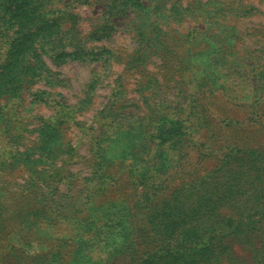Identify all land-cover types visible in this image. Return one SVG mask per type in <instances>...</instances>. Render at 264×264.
<instances>
[{
  "label": "rangeland",
  "instance_id": "1",
  "mask_svg": "<svg viewBox=\"0 0 264 264\" xmlns=\"http://www.w3.org/2000/svg\"><path fill=\"white\" fill-rule=\"evenodd\" d=\"M149 254L264 264V0H0V264Z\"/></svg>",
  "mask_w": 264,
  "mask_h": 264
},
{
  "label": "trees",
  "instance_id": "2",
  "mask_svg": "<svg viewBox=\"0 0 264 264\" xmlns=\"http://www.w3.org/2000/svg\"><path fill=\"white\" fill-rule=\"evenodd\" d=\"M238 149H240V148H238ZM19 154H20V152H18V155ZM20 161H21L20 160V157H15V160L9 162L8 165H10V166H13V165H21L22 162H20ZM146 175H147L146 173L141 174V177L143 179V180H141L142 181L141 183H144L145 184V187H147L148 189L151 190L152 188L157 187L156 185H158V184L161 183V182H155V180H154L155 179L154 178V174H148L147 176ZM85 207L86 206L84 205V209H85ZM156 225L159 226L158 224H156ZM30 241L31 240H27L26 243H29ZM151 257H152V254H149L147 256V258L144 260L143 264H145V262H150V259L149 258H151ZM176 257H177L176 254L170 253V257H168L167 261L171 262L172 261L171 259L172 258H176Z\"/></svg>",
  "mask_w": 264,
  "mask_h": 264
}]
</instances>
